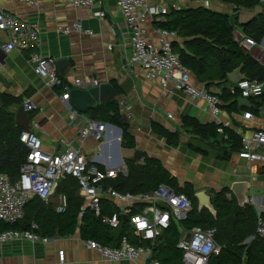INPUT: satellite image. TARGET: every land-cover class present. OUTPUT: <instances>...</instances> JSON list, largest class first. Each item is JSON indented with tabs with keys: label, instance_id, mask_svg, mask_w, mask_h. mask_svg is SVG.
<instances>
[{
	"label": "crops",
	"instance_id": "crops-1",
	"mask_svg": "<svg viewBox=\"0 0 264 264\" xmlns=\"http://www.w3.org/2000/svg\"><path fill=\"white\" fill-rule=\"evenodd\" d=\"M100 1L101 6L99 7L96 4L92 8H81L61 0H40L35 6L19 1L0 0V13L9 16L16 15L22 21L40 30L37 44L22 51H6L4 45L9 41V33L0 29V94L22 98V102L28 99L37 106L36 110L30 112L32 114L31 126H39V129L35 130L42 139L43 150L57 154L66 149L65 143H71L98 167L103 166V170L106 168L121 169L118 175L127 173L125 159L133 160L134 151L139 149L143 155L141 160H137L138 162L143 160L145 154L157 157L172 176L177 178L181 186L190 183L196 191L204 190L211 194V191L218 192L228 188L227 196L233 195L231 185L236 181L247 180L251 183L249 193L255 198L252 205L257 212L263 210L264 164L248 162L241 159L237 153H233L224 160L218 156L219 150H212L202 145L199 140L192 138L184 131L176 147L168 145L165 138L153 132L151 128L153 121L170 130L180 128L183 116L194 117L201 123L214 121L203 100H192L172 85L165 89L157 83L146 81L140 71L139 73L133 71L129 65L132 50L131 30L115 0ZM153 1L167 6L169 12L173 8L198 6L228 13H234L235 9L234 4L223 0ZM99 9L105 11L104 19L96 16L95 13ZM236 13L239 25L235 26L234 35L240 41L246 35L241 25L249 23L257 14L264 15V4L261 1V5L255 9L241 8ZM76 21L81 22L84 30L91 29L93 34L73 31L67 35L59 29L60 26L72 27ZM155 21L152 20L149 23V34L153 39L155 31L159 29L155 26ZM109 45L112 48H109ZM259 51L264 53V37L257 42L254 50L255 53ZM32 55L51 57L55 61L61 58L69 59L70 66L65 77H61L56 70L57 76L68 82L75 78L96 77L102 79L103 82L112 83L117 90V97L114 100L119 103L122 120L129 124L130 131L135 136L136 147L125 148L120 142V148H118L117 130L109 126L110 123H105L108 126L103 143L96 141L93 137L87 138L82 143L77 142L78 129L85 125L89 117L85 113H80L77 119L70 120L67 103L61 99L62 93H58L57 89L51 86L50 76H41L34 71L33 63H31ZM229 80L226 85L230 87L234 82L230 78ZM216 89H218L216 86L210 87L211 91ZM238 99L237 106L240 110L243 105L238 102ZM251 104L252 107L255 105L252 102ZM16 108L15 106V111ZM245 111L228 113L223 110L222 118L225 123L234 126L242 125L246 129L264 130V104L260 105L257 111L249 110L253 113L251 120L243 119L242 115ZM169 115H172V118ZM189 140H192L193 144L201 145L207 153L202 154L191 149L188 146ZM61 196L67 197V194H60L56 190L47 201L52 203L56 212H59ZM78 196H80L79 189ZM102 198L109 199L118 208V205L106 193ZM141 207V205H136L137 210ZM130 232L129 237L136 242L137 234L133 228ZM111 233L115 236L117 231L113 228ZM188 237L189 231H183L180 241ZM119 242L115 238L110 244H104L115 246ZM61 250L65 252L63 262L59 261ZM143 263V257L133 261L103 259L97 251L86 247L79 229L72 234L50 237L48 243L15 240L0 245V264Z\"/></svg>",
	"mask_w": 264,
	"mask_h": 264
},
{
	"label": "built area",
	"instance_id": "built-area-1",
	"mask_svg": "<svg viewBox=\"0 0 264 264\" xmlns=\"http://www.w3.org/2000/svg\"><path fill=\"white\" fill-rule=\"evenodd\" d=\"M35 6L40 0H10ZM69 5L81 8H92L94 5L101 6L100 0H61ZM125 22L131 30L130 44L132 47L129 65L133 71L143 75L146 81L157 83L163 88L172 85L176 90L183 91L192 100H203L206 109L217 124L231 127L241 138L242 148L237 153L241 159L248 162H261L264 164V130L246 129L242 125L234 126L225 123L222 115L223 102L220 98V89L206 90L195 80L190 70L183 65L179 56L173 52L172 43L177 39V33L166 29H157L155 38L149 34V23L152 20H160L169 13V8L153 0H115ZM262 2L264 0H261ZM96 16L104 19L106 13L99 9ZM0 29L9 33V41L4 45L6 51H22L37 44L40 30L22 21L16 15L0 13ZM59 29L65 34L73 31L92 35L91 29L84 30L80 21H76L72 27L60 26ZM244 50L254 55L257 42L244 35L240 40ZM109 48H112L109 45ZM255 58L264 66V53L259 51ZM34 71L41 76L51 77V86L62 88L61 99L67 103L68 117L75 120L81 114L69 105V93L73 88L88 89L103 83L96 77L75 78L68 82L57 76L55 59L32 55ZM230 91H239L242 98L262 96L264 93V79L252 80L241 79L230 86ZM22 105L24 110L33 112L37 106L26 99ZM172 118V115H169ZM244 120H251L253 113L245 111L242 115ZM220 126L218 132L224 135V127ZM35 129L38 125L22 131L20 140L29 149L26 161L20 167V176L16 182L0 174V221L15 223L23 219L25 206L28 201L37 196L48 201L55 194L61 179L72 176L77 179L79 194L84 202L79 216L85 211H94L96 216L102 212V196L106 193L118 205L119 212L110 216H104L103 222L111 228H118L121 224V216L127 217L133 230L137 234L136 242L128 235H124L118 245L108 246L93 239H84L88 249L97 251L100 256L108 261L136 260L144 258L143 264H161L155 257V248L164 231L170 227L172 220L182 219L186 216L193 205L191 199L185 193H178L167 185H162L150 193L132 194L121 193L112 187L106 188L105 180L114 178L121 169L106 168L101 170L95 163L88 159L80 150L71 143H65L66 149L61 153H49L43 150L41 137ZM107 125L89 118L85 125L79 127L77 142H84L93 137L103 143L106 139ZM224 135V139H227ZM118 137H116V140ZM121 139V137H120ZM123 170V169H122ZM231 197V194L228 195ZM255 198L252 196V203ZM141 205L140 210L135 212L136 205ZM67 207V197L61 196V205L58 210L64 211ZM258 211L255 235L264 238V207ZM37 223L32 222L30 228L8 229L0 232V245L15 240H27L31 243H48L50 238L34 232ZM189 238L178 243L183 251V264H207L212 255L220 253V247L215 242L214 229H202L194 227L189 231ZM59 261H65V252L59 251Z\"/></svg>",
	"mask_w": 264,
	"mask_h": 264
},
{
	"label": "trees",
	"instance_id": "trees-1",
	"mask_svg": "<svg viewBox=\"0 0 264 264\" xmlns=\"http://www.w3.org/2000/svg\"><path fill=\"white\" fill-rule=\"evenodd\" d=\"M223 1L235 5L234 13L215 11L204 6L173 8L154 24L157 28L177 33L179 40L173 41V52L195 76L199 85L206 90H210L212 86L220 89L222 109L232 113L248 110L249 107L238 109L237 99L241 94L239 91L232 93L226 85L230 81L229 74L241 67V73L248 79H264V66L253 54L242 48L234 35L235 26L239 25L236 12L241 8L255 9L261 5V0ZM241 26L246 36L256 42L264 37V15L261 13ZM55 89L58 93H63L62 88L56 86ZM0 98V174L6 175L14 183L20 176V167L26 161L29 151L20 140L25 129L15 122V106L22 105L23 102L22 98L14 96L0 94ZM249 100L255 104L249 110L257 111L260 105L264 104V93ZM85 115L93 120L117 126L122 131V146L131 149L136 147L135 136L131 133L129 124L121 118L118 101L110 100L98 104ZM221 125L216 122L201 123L194 117L183 116L180 128L170 130L154 121L151 128L155 134L165 138L168 145L175 147L179 145L183 131L189 133L202 145L219 150L218 156L226 160L241 150L242 143L240 136L231 127L222 125L224 133L228 136L224 139L225 134L221 135L217 131ZM188 146L202 154L207 153L201 145L193 144L192 140H189ZM125 165L127 173H119L117 177L105 180L106 188L112 187L121 193L144 194L167 185L178 193H185L192 201L193 207L186 216L178 220L173 219L170 227L159 238L154 255L161 264H183V251L178 247V243L182 232L190 231L194 227L215 230L214 239L220 247V253L212 255L207 264H264V238L255 235L258 212L254 205L240 207L234 195L227 196L228 188L218 192L211 191L212 203L216 209V215H213L206 208L198 209L195 197L197 191L194 186L190 183L181 186L159 158L145 154L140 162L126 158ZM99 168L103 170V166ZM58 186L57 192L65 193L68 197V206L64 211L56 212L52 203L35 196L25 206L23 219L15 223L0 221V232L23 227L29 229L31 223L35 222L38 227L34 232L49 238L72 234L77 229L83 239H93L102 244H110L115 238L120 241L124 235L130 236L132 226L128 219L124 218L126 216H121L120 226L114 229L117 231L115 236L111 233L113 228L103 222L104 216L119 212V208L109 199L102 198L100 216H95L87 210L80 217L83 199L78 196L77 179L66 176ZM136 211L138 210L135 209ZM249 238L251 240L247 241Z\"/></svg>",
	"mask_w": 264,
	"mask_h": 264
},
{
	"label": "water",
	"instance_id": "water-1",
	"mask_svg": "<svg viewBox=\"0 0 264 264\" xmlns=\"http://www.w3.org/2000/svg\"><path fill=\"white\" fill-rule=\"evenodd\" d=\"M232 25L234 26L233 19H231ZM56 68L61 77L66 76L67 69L70 66L69 59L61 58L55 61ZM229 78L233 82H238L241 79L247 78L243 73H241V67H238L233 72L229 74ZM69 105L77 110L80 113H86L90 109L96 107L98 104L107 103L110 100H114L117 97V90L110 82H103L98 86L89 87L88 89L76 87L73 88L69 93ZM238 102L246 107H252V104L249 99L240 97ZM2 100L0 98V105ZM15 113V122L16 124L22 126L24 129L31 128V118L30 113L24 110L23 105L16 106ZM108 126V124H107ZM117 130L116 140L118 148H120L121 134L122 131L120 128L114 125ZM143 152L139 149L134 151L133 160H141ZM123 160H121L122 162ZM251 183L247 180L236 181L231 185V192L235 196L237 203L240 207H245L252 204V196L250 195ZM195 197L198 201V209L202 210L203 208L208 209L213 215H216V209L212 203L211 194L206 191H197ZM95 215L94 211H91ZM96 216V215H95ZM127 219V217H124ZM190 236V235H189ZM189 238V237H188Z\"/></svg>",
	"mask_w": 264,
	"mask_h": 264
},
{
	"label": "rangeland",
	"instance_id": "rangeland-1",
	"mask_svg": "<svg viewBox=\"0 0 264 264\" xmlns=\"http://www.w3.org/2000/svg\"><path fill=\"white\" fill-rule=\"evenodd\" d=\"M262 4H264V1L262 2ZM252 51H254V50H252ZM256 53H254V55H255Z\"/></svg>",
	"mask_w": 264,
	"mask_h": 264
}]
</instances>
